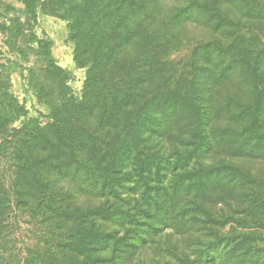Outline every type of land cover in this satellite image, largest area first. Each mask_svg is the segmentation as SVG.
<instances>
[{"label":"trees","instance_id":"trees-1","mask_svg":"<svg viewBox=\"0 0 264 264\" xmlns=\"http://www.w3.org/2000/svg\"><path fill=\"white\" fill-rule=\"evenodd\" d=\"M20 1L24 17L0 14L4 45L18 55V61L7 63L21 67L48 109L45 123L26 118L8 76L0 78V151L13 157L19 187L14 191L23 201L34 186L68 179L90 187L95 197H116L124 186H173V191L178 186L203 198L215 186L233 191L264 184L242 166L202 161L215 145L228 147L236 157L264 158V75L246 53L239 20L264 21V0H186L163 27L164 18L153 10L160 0ZM225 4L233 5L239 18L222 11ZM37 8L66 21L73 61L85 69L79 97L54 61L50 42L32 31ZM182 20L209 26L220 37L197 43L189 59L178 63L167 54ZM68 195L44 199L50 207ZM158 196L149 195L154 205ZM249 198V214L264 211V198L259 204ZM7 201L0 188V213ZM87 218L125 219L114 205L87 208L74 217ZM225 241L229 246L241 241L237 246L246 254L234 260L253 261L244 237Z\"/></svg>","mask_w":264,"mask_h":264},{"label":"rangeland","instance_id":"rangeland-1","mask_svg":"<svg viewBox=\"0 0 264 264\" xmlns=\"http://www.w3.org/2000/svg\"><path fill=\"white\" fill-rule=\"evenodd\" d=\"M185 4L186 0H160L153 10L164 18L163 27L170 22L168 15ZM221 9L229 17L239 18L233 5H222ZM0 14L24 17L25 8L20 0H0ZM36 14L32 31L50 42L54 61L67 72L68 84L79 97L85 69L73 61V44L66 21L44 14L39 8ZM239 20L246 53L255 58L252 62L264 75V60L261 61L264 55L260 54L264 48V21ZM176 28L177 39L167 56L178 63L189 59L197 43L220 37L218 31L193 20H182ZM27 39L30 40L29 36ZM220 40L226 41L223 37ZM7 59L18 61V55L9 52L0 32V78L8 76L11 91L24 108L25 117L45 123L48 109L29 87L26 73L21 67L7 63ZM14 126L19 127V122ZM202 161L205 165L233 163L264 178V158L236 157L223 145H215ZM15 173L12 155L0 151V188L8 200L0 213V264H246L240 263V258L233 259L237 254H246L237 246L241 241L230 246L225 241L238 237H244L245 248L254 251L255 257L249 264H264V211L249 214L252 203L249 196L259 204L264 198V184L240 186V190L233 191L227 186H215L203 198L195 197L194 191L185 194L178 186L176 191L173 186H124L116 197H95L90 187L81 188L76 181L68 179L58 180L53 186H34L25 202L23 194H15L14 190L19 188L14 181ZM152 193L156 198L159 194L160 203L154 205L149 197ZM50 194L56 197L69 194V197L65 201L56 199L48 207L44 196ZM111 205L120 208L125 219H74L87 208ZM182 210L184 216L178 212ZM200 210L203 213L198 214ZM127 215L133 217L129 219ZM221 241L227 245L219 246Z\"/></svg>","mask_w":264,"mask_h":264}]
</instances>
